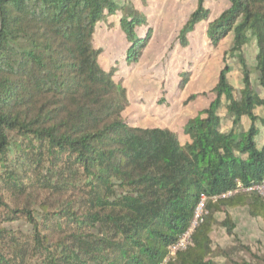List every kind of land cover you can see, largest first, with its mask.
Here are the masks:
<instances>
[{
	"label": "trees",
	"instance_id": "16d2710c",
	"mask_svg": "<svg viewBox=\"0 0 264 264\" xmlns=\"http://www.w3.org/2000/svg\"><path fill=\"white\" fill-rule=\"evenodd\" d=\"M196 1L181 45L202 23L213 47L232 39L225 62L237 60L240 85L225 64L183 144L171 130L131 126L116 70L100 64L96 32L118 12L127 65L150 43L133 1L0 0V264H162L202 196L193 246L168 264L230 262L240 248L250 262L231 264H264L230 214L264 221V196L251 190L264 181V0H224L213 21L208 0ZM216 228L233 249L213 248Z\"/></svg>",
	"mask_w": 264,
	"mask_h": 264
},
{
	"label": "rangeland",
	"instance_id": "374dc122",
	"mask_svg": "<svg viewBox=\"0 0 264 264\" xmlns=\"http://www.w3.org/2000/svg\"><path fill=\"white\" fill-rule=\"evenodd\" d=\"M131 1L137 10L145 13L148 21V27H142L137 32L141 36L151 29V41L140 62L127 65L124 56L129 45L119 25L123 14L118 12L109 21L100 24L96 32L95 45L102 50L100 64L106 71L116 70L115 81L122 83L127 104L123 117L131 126L171 130L180 135L184 144L187 139L183 135V126L209 106L213 99L210 92L225 64L235 70L231 78L237 87L240 85L237 60L228 59L225 62V53L231 48L232 39L228 38L218 47H213L206 37L208 25L202 23L188 36V46L183 47L180 43L181 30L197 9L196 0ZM206 8L211 11L213 21L227 8V3L224 0H208ZM244 52L252 62L254 47L249 46ZM186 71L191 76L182 86L181 74ZM194 96H197L195 100L192 99ZM230 214L241 243L249 247L252 254H264V221L252 219L245 209L231 210ZM217 218L221 220L225 216L219 214ZM211 237L214 249L234 248L233 240L223 229L216 228ZM228 260L230 262L221 257L215 262H250L251 256L240 248Z\"/></svg>",
	"mask_w": 264,
	"mask_h": 264
},
{
	"label": "built area",
	"instance_id": "2783aa9c",
	"mask_svg": "<svg viewBox=\"0 0 264 264\" xmlns=\"http://www.w3.org/2000/svg\"><path fill=\"white\" fill-rule=\"evenodd\" d=\"M251 190L258 191L262 196H264V181L262 184L256 186ZM233 193H229L227 195H223L222 198L230 197ZM206 203L207 198L202 196L200 202L195 210L193 221L188 228V230L178 239V241L169 247V253L166 259L163 261L162 264H168V262L175 258L179 252L186 251L189 247L193 246L192 236L194 231L204 222L205 217L208 215L206 211Z\"/></svg>",
	"mask_w": 264,
	"mask_h": 264
}]
</instances>
